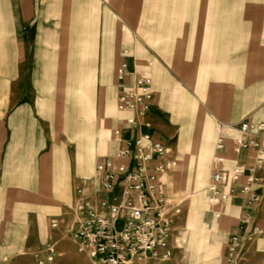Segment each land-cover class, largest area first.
Returning <instances> with one entry per match:
<instances>
[{"label": "rangeland", "instance_id": "rangeland-1", "mask_svg": "<svg viewBox=\"0 0 264 264\" xmlns=\"http://www.w3.org/2000/svg\"><path fill=\"white\" fill-rule=\"evenodd\" d=\"M95 1L105 11L108 5L112 6L117 14L113 17L118 25L117 42L115 48L106 50L107 54L116 60L118 50L129 46L136 63L146 50L158 57L152 70V73L156 70L152 129L157 137L168 143L175 159L173 170L163 178L166 202L180 207L173 221V257L169 261L143 259L133 264H224L226 244L237 213H226L220 221H214L205 203V189L214 159L218 122H235L258 105H264V75H257L258 71L264 72V63H261L264 61V0ZM1 51L0 56L3 55ZM22 52L20 49L17 57H21ZM11 55L16 57L15 50ZM89 56L94 57V54ZM115 65L116 61L113 69ZM25 67L27 71L32 68ZM39 68L34 66L31 81L30 74L25 80H19L23 96L19 98H23L22 101L35 98L40 104V100L50 96L51 102L46 108L49 123L57 138L65 141L68 123L74 117L68 107L70 97L67 91L54 89L51 83L43 86L39 78L45 72ZM246 68L256 75L244 88L246 98L243 97L239 106L234 87ZM53 74L52 70L47 72L48 77ZM151 77L153 82L154 74ZM101 79L103 82L99 81V86L92 75L86 80V124L89 129L98 123L102 131L98 155L108 153L110 130L116 118L115 82L111 77ZM9 80L3 82L7 91L0 98V120L4 119V106L10 111L21 102L13 91L14 82ZM1 83L0 79V88ZM54 93H61L62 97ZM205 134H209L210 151L206 174L203 173L204 162H197ZM92 137H88V149L93 143ZM1 145L0 133V149ZM95 158L92 157L87 166L88 182H92L89 176L95 170ZM71 209L74 207H69ZM21 215L0 216V264H40L46 259L48 245H54V259L43 264H93L77 252L72 234L76 214L48 217L41 222L35 217ZM53 220L59 221L57 230L50 227ZM261 244L264 245L262 239L246 242L239 264H264Z\"/></svg>", "mask_w": 264, "mask_h": 264}, {"label": "crops", "instance_id": "crops-1", "mask_svg": "<svg viewBox=\"0 0 264 264\" xmlns=\"http://www.w3.org/2000/svg\"><path fill=\"white\" fill-rule=\"evenodd\" d=\"M105 9L106 11L101 9V5H97L95 0H0V49L3 54L0 56V98L6 94L7 88L3 82L8 79L14 82L16 98L21 97L19 80H25L30 74L31 81L34 66L37 65L45 72L39 78L43 86L51 83L54 89L67 91L70 97L68 107L70 114L74 116L68 123V133L65 134L67 138L64 141L57 138L49 123L46 108L51 102L50 96L40 100V104H37L35 98L24 101L19 98L18 101L21 102H17L10 111L7 110L8 106H4V119L0 120V216L22 214L27 218L35 217L39 222L48 217L71 216L69 207H74L77 200L75 189L91 185V181L86 180L90 159L96 157L97 163L102 157L114 152L111 134L122 117L116 110L115 69L121 60L122 51L127 52L131 70L141 68L146 61L153 60V65L148 69L153 90L156 70L153 73L152 70L158 62L156 54L146 50L136 63L137 59L129 46L118 50L116 60L113 55L106 53L117 42L118 25L113 19L117 14L112 6L108 5ZM20 49L23 50L22 55L20 53L21 57H17ZM13 50L16 57H11ZM92 53L94 57L89 56ZM25 65L32 68L27 71ZM49 70L54 72L53 77H48ZM262 74L264 72H257V75ZM90 75L96 78L98 86L103 82L101 77H111L116 88V118L110 130L108 153L103 155L97 154L101 142V126L96 123L88 129L86 124V80ZM255 75L256 72L246 68L242 79L234 87L239 106L243 97L246 98L244 88ZM9 89L12 91V88ZM53 95L62 97L61 93ZM262 106L264 105H258L240 120L218 124L235 125L246 117L259 120L262 118L259 111ZM209 122L207 118V126L210 125ZM208 135H204V143L200 146L197 157V162H204L205 174L210 159ZM88 137L94 139L89 149ZM94 175L95 170L89 178L93 180ZM243 211L242 204L233 199L223 207L221 217L214 221H220L226 213H237L235 229ZM256 223L264 228V207L258 211ZM260 255L264 256V251Z\"/></svg>", "mask_w": 264, "mask_h": 264}, {"label": "built area", "instance_id": "built-area-1", "mask_svg": "<svg viewBox=\"0 0 264 264\" xmlns=\"http://www.w3.org/2000/svg\"><path fill=\"white\" fill-rule=\"evenodd\" d=\"M130 69L127 52L115 69L116 110L122 117L112 130L114 152L95 165L92 185L76 190L72 230L77 252L93 264H133L143 259L169 261L173 257V221L180 207L166 202L163 178L175 166L168 143L152 126L154 93L148 69ZM262 118L219 124L205 203L213 219L231 200L244 211L226 244L224 264H239L245 244L264 239L256 215L264 207V106ZM58 220L50 227L58 228ZM44 262L53 261L54 245Z\"/></svg>", "mask_w": 264, "mask_h": 264}, {"label": "bare ground", "instance_id": "bare-ground-1", "mask_svg": "<svg viewBox=\"0 0 264 264\" xmlns=\"http://www.w3.org/2000/svg\"><path fill=\"white\" fill-rule=\"evenodd\" d=\"M201 173H202V172L200 171V172H199V175H200ZM203 173H204V172H203ZM202 175H203V174H202Z\"/></svg>", "mask_w": 264, "mask_h": 264}]
</instances>
